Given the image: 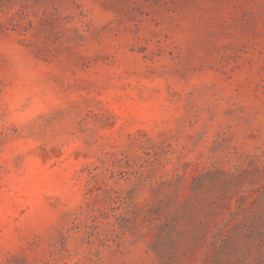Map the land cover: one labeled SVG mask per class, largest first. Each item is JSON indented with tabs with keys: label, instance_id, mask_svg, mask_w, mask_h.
Segmentation results:
<instances>
[{
	"label": "rangeland",
	"instance_id": "1",
	"mask_svg": "<svg viewBox=\"0 0 264 264\" xmlns=\"http://www.w3.org/2000/svg\"><path fill=\"white\" fill-rule=\"evenodd\" d=\"M0 264H264V0H0Z\"/></svg>",
	"mask_w": 264,
	"mask_h": 264
}]
</instances>
